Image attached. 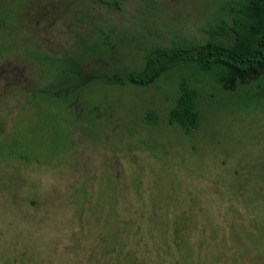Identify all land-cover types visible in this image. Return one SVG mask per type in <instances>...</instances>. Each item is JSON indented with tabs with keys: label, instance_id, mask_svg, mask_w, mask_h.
Masks as SVG:
<instances>
[{
	"label": "rangeland",
	"instance_id": "rangeland-1",
	"mask_svg": "<svg viewBox=\"0 0 264 264\" xmlns=\"http://www.w3.org/2000/svg\"><path fill=\"white\" fill-rule=\"evenodd\" d=\"M234 2L0 0V264H264V77L116 83L176 40L206 43ZM66 59L95 81L40 96ZM182 77L190 133L168 123Z\"/></svg>",
	"mask_w": 264,
	"mask_h": 264
},
{
	"label": "trees",
	"instance_id": "trees-1",
	"mask_svg": "<svg viewBox=\"0 0 264 264\" xmlns=\"http://www.w3.org/2000/svg\"><path fill=\"white\" fill-rule=\"evenodd\" d=\"M228 11L229 18L220 17L206 30L210 35L206 43L200 45L184 39L176 40L171 48L148 54L141 69L131 72L124 79H116V83L147 87L169 71L184 67L203 75L220 73L222 76L218 84L226 92L234 93L240 86L258 82L264 77V0H238L231 4ZM226 38L231 39L230 44L217 42ZM60 65L57 72L60 87L43 89L39 91L40 96L53 93L64 98L67 93L95 81L87 79L86 73L72 59H66ZM198 99V90L189 78L182 77L168 123L178 125L186 133L196 130L201 120ZM146 120L156 121L152 110L146 115Z\"/></svg>",
	"mask_w": 264,
	"mask_h": 264
}]
</instances>
